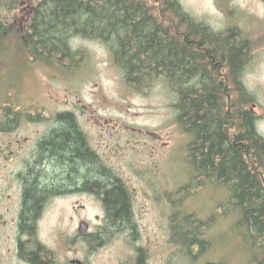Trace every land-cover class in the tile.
<instances>
[{
    "label": "trees",
    "instance_id": "obj_1",
    "mask_svg": "<svg viewBox=\"0 0 264 264\" xmlns=\"http://www.w3.org/2000/svg\"><path fill=\"white\" fill-rule=\"evenodd\" d=\"M22 1H26L31 9L29 16L26 13L19 19L35 59H45L50 63L56 61L62 65L66 61L75 64L81 60L77 57L82 55L70 50L71 40L100 41L108 47L123 81L132 89L142 91L159 78H164L171 85L177 92L174 103L177 127L187 135V146L194 139L191 152L185 150L189 165L188 184L203 186L216 177L215 188L218 189L219 178L210 170H215L217 165L225 172L220 182L224 185L226 200H219V203L224 204L228 229L239 240L238 248H246L250 253V264H264V138L253 127L245 125V112L240 115L241 131L244 137L247 135L249 143L233 144L227 134L220 133L221 105L219 97L213 94L215 82L203 81L207 74L212 76L211 71L205 66H198L190 58L183 32L205 30L209 42L221 34L195 20L178 0H151V3L144 0H42L36 5L28 0ZM7 4L11 6L12 3ZM0 6L5 7L4 0H1ZM5 27L1 25L0 30ZM214 43L218 45V40ZM225 45L232 46L233 42L226 40ZM240 72L241 69L237 73ZM192 78L196 79L192 81ZM244 89L242 81L227 82V109L238 104L242 108L247 105V101L239 98L237 93L247 95ZM59 122L60 128L51 133L45 147V153L49 155L46 158L48 165L58 169L59 173L43 171L39 179L45 184L35 181L27 185L20 214L22 228H36L35 217L33 220L32 217L38 213L47 195L44 194V189L49 186L46 183L65 181L67 171L83 180L102 176L86 155L83 141L69 114L63 115ZM186 129L193 134H187ZM193 173L197 178L193 177ZM119 187L106 191L107 209L113 218H129L131 208L127 207L128 197ZM201 224L187 216L170 222L168 242L177 243L180 249L186 251L194 245L198 249L213 250L214 242L201 238L205 228L209 229L212 224ZM225 238L228 243V237Z\"/></svg>",
    "mask_w": 264,
    "mask_h": 264
},
{
    "label": "flooded vegetation",
    "instance_id": "obj_2",
    "mask_svg": "<svg viewBox=\"0 0 264 264\" xmlns=\"http://www.w3.org/2000/svg\"><path fill=\"white\" fill-rule=\"evenodd\" d=\"M229 1H226L221 12L224 15L231 10L232 3ZM13 11L16 12V9ZM25 12L26 16L30 15L29 11ZM10 15V17L6 15L5 20L0 18V26L4 25L9 29V39L13 41L17 36V14L12 12ZM3 33H6V30H3ZM252 33L248 31L246 34L250 41H253ZM183 34L186 36L190 58L198 66H205L211 71L212 76L207 74L203 81L215 82L212 87L213 94L216 98L219 97L221 105L218 124L220 133L227 134L233 144L240 146L249 143L247 135L245 137L242 135L240 115L241 112H245V125L253 127L256 133L260 134L258 127L264 123V96L262 100L258 89L257 91L248 89L247 95L237 91L239 98L247 101V105L242 108L238 104L232 109H227L225 94L227 82L242 81L246 75L242 72L244 68L264 66V46H248L247 41L242 39L245 34L242 29L231 32L224 29L218 37V45L213 41L209 42L208 32L205 30L189 29ZM226 40L233 42V45L227 47ZM28 49H32L31 46ZM240 69L242 73H237ZM194 79L196 78H192V81ZM230 90L229 86V93ZM24 110L21 111L16 106L10 108L7 105L0 108V237H15V249L0 248V258L14 264H96L99 250H103L114 241H120L126 249L120 250V253L126 256L119 264H159L162 256L160 249L156 247L153 252L149 250L150 238H146L147 246L141 248V241L143 237H154L155 242L156 237H160L157 228L160 207H157V200L162 202V190L174 191L175 195H170L173 198H176L178 191L184 190L182 185L177 184L173 187L162 186L159 178L164 160L176 154L181 159L184 154L179 151L180 145L171 142L173 131L169 130L167 120L158 122L151 128L136 122L134 120L136 114L121 111L125 120L114 121L99 113L96 108L83 104L79 99L71 101L61 110L50 112L46 107L39 109V112L45 113L47 117L39 116L38 112L34 116L32 107ZM65 114H69L83 141L86 155L95 163L98 173L102 176L83 180L75 178L67 171L65 181L46 183L49 184L44 189V194L47 195L38 213L32 217V220L35 217L36 228H22L20 214L24 206L27 185L35 181L45 184V181L39 179L43 171L56 175L59 173L58 169L48 165L49 161L46 158L49 155L45 153V147L51 133L60 128L59 120ZM172 119V127L177 130L174 112ZM186 133L193 134L188 129ZM193 140H190L188 146L186 143L182 147L183 152L185 150L191 152ZM208 145L209 142L206 146ZM143 163L150 168L141 169ZM215 166L217 168L210 172L222 181L225 172ZM134 181H137L135 186ZM104 182H107V186H103ZM165 183L167 181H164L163 185ZM114 186H120L119 188L127 194V207L131 208L129 218H113L108 212L106 191L113 189ZM171 197L170 201L165 202L171 206L175 205L174 209L176 200H172ZM64 198H74V202L69 215L70 221L61 226L60 235L72 237L76 248L73 251L62 249L61 252L48 248L39 241L37 225L49 201ZM76 203L78 207L75 208ZM88 207L97 212L90 216L82 214L81 211L87 210ZM144 218H149L148 227L155 224L152 236L148 234V227L145 228ZM28 239L32 240L30 248L27 246ZM188 253L193 264H209L204 259L206 251L194 250ZM100 264H111V256L105 257Z\"/></svg>",
    "mask_w": 264,
    "mask_h": 264
},
{
    "label": "rangeland",
    "instance_id": "obj_3",
    "mask_svg": "<svg viewBox=\"0 0 264 264\" xmlns=\"http://www.w3.org/2000/svg\"><path fill=\"white\" fill-rule=\"evenodd\" d=\"M4 1L5 7L0 6V18H4L6 15L10 17L12 12L17 14V36L13 41H10L9 29L7 27L3 29L6 30V33H3V30L0 31V108L5 107V103H7L8 107L16 106L21 111H25L24 109L27 107H32L34 113L38 112L39 116L47 117L45 113L39 112V109L43 108V106L53 111L61 110L69 100L76 98L84 104L96 108L99 113L110 117L114 121L122 122L125 120L120 113L121 111H127L131 115L136 114L134 119L136 122L151 128H154L158 122L167 120L169 130L173 131L171 142L173 141L180 145L179 151L184 153L182 147L187 143L186 136H183L181 131L179 132L172 127V114L176 101L174 98L175 93L164 78L155 80L154 84L141 93L131 90L124 84L122 73L115 66L108 47L100 41L88 39L76 38L71 40L70 48L73 53L79 50L78 52L82 55L77 57L81 59L77 62V64H80L78 67L71 66L72 63L67 61L62 65L56 61L50 63L45 59V61L35 59L33 50L28 49L31 46L30 40L25 37L26 32L19 19L26 13L27 2L22 0ZM28 1L32 5H36L42 0ZM145 1L151 3V0ZM226 1L178 0L186 12L195 20L210 26L214 32L221 34L224 29L226 32L242 29V32H245L243 37L247 41L248 46H264V0H230L229 2L232 3L231 10L224 15L221 12H223ZM10 2L12 3L11 6L7 4ZM14 9H16V12L13 11ZM224 24L226 25L224 26ZM248 31L253 32L251 38L253 41H250L247 37ZM211 39L213 42L218 40L215 36ZM243 72L246 73L242 78L245 87L256 91L258 89L263 100L264 66H248L246 69L244 68ZM34 116H36V113ZM258 129L264 137V123L259 125ZM164 161L163 166L160 168L161 172H159L161 181L169 179L178 184L186 181L187 164L185 163L184 165L177 154L171 155L170 159ZM142 165L141 169L147 166L145 163ZM184 167L185 170H183ZM148 168L150 167H146V169ZM193 175L194 178H197L196 173H193ZM131 183L133 184V182ZM136 183L137 181H134L133 185L135 186ZM210 183L213 184V187H216L215 178ZM162 186H169V184L165 183ZM197 189L199 191L200 187ZM214 190L218 189L214 188ZM140 191L141 189H139ZM191 191L193 192L194 189H191ZM192 197L186 201V204L185 200L182 203L185 204L186 209H189L193 212V216L198 218L212 217L207 218L209 224L213 225L207 236L212 237L214 242V249L211 251L212 257L214 255H217V258L219 256L226 257L229 264H250V253L246 251V248H238L239 240L228 229L229 220L227 218L222 219L225 214L223 210L224 204H220L219 200H226L224 185L222 190L216 194L207 189L200 191L198 196L197 193L195 195L192 194ZM171 198L176 200V198ZM146 201L148 200L146 199ZM73 202L74 198L53 199L45 206L38 221L37 234L39 235V241L44 243L46 247L58 249L61 252L62 249L73 251L76 248V243L72 237H61L60 235L61 226L66 225L70 221L69 215ZM164 206L162 202L160 203L157 200V207H160L158 213L159 226L157 227L160 237H156L157 240L155 242L154 237H143L142 243L146 241V238H150L149 250L153 252L156 247L160 249V255L162 256L159 264H179L177 257L169 256L177 248L168 243L169 227L167 220L169 213L168 209H164ZM168 206H170L169 203L166 207ZM174 206L172 205V207ZM76 207H78L77 203L75 204ZM96 212L92 207L81 211L82 214L86 213L88 216ZM150 212L153 214L152 211ZM143 221L145 228H147L149 218H144ZM154 227L155 224H150L147 229L150 236H152V229L155 231ZM225 237H228V243ZM224 243L228 245H224ZM2 247L3 249L14 250L15 237H0V248L2 249ZM122 249L126 250L120 241L112 242L104 247L103 250H99L96 264H100L108 256H111V264H119L124 259L123 257L126 256V254L122 255L120 253ZM173 254L179 255L178 253ZM0 262L1 264H14L7 260L3 261L1 258ZM180 264L188 263L180 261Z\"/></svg>",
    "mask_w": 264,
    "mask_h": 264
},
{
    "label": "bare ground",
    "instance_id": "obj_4",
    "mask_svg": "<svg viewBox=\"0 0 264 264\" xmlns=\"http://www.w3.org/2000/svg\"><path fill=\"white\" fill-rule=\"evenodd\" d=\"M70 50L72 51V49L70 48ZM79 51V50H78ZM78 51H74V53H77ZM73 52V51H72ZM242 73V72H241Z\"/></svg>",
    "mask_w": 264,
    "mask_h": 264
}]
</instances>
